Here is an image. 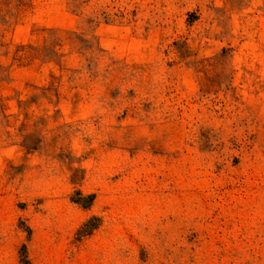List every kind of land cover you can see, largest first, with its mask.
I'll return each mask as SVG.
<instances>
[{
    "label": "rangeland",
    "instance_id": "rangeland-1",
    "mask_svg": "<svg viewBox=\"0 0 264 264\" xmlns=\"http://www.w3.org/2000/svg\"><path fill=\"white\" fill-rule=\"evenodd\" d=\"M0 264H264V0H0Z\"/></svg>",
    "mask_w": 264,
    "mask_h": 264
}]
</instances>
